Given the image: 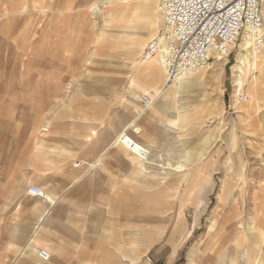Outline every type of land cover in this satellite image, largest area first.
I'll use <instances>...</instances> for the list:
<instances>
[{"label":"rangeland","instance_id":"obj_1","mask_svg":"<svg viewBox=\"0 0 264 264\" xmlns=\"http://www.w3.org/2000/svg\"><path fill=\"white\" fill-rule=\"evenodd\" d=\"M156 1L0 0V135L12 130V141L21 136L17 124L7 127L17 103L1 92L17 79L40 77L39 61L47 63L44 77L96 83L107 98L110 92L113 143L117 156L127 158L125 228L107 232L113 252L118 233L127 264H190V255L193 264H246L243 251L237 260L236 239L246 234L250 264H264V42L235 41L228 56L211 60L198 77L167 81L161 72L147 79L142 53L162 25ZM7 12L13 27L5 22ZM165 84L171 87L159 92ZM147 91L151 103L144 107L138 97ZM162 100L172 108L166 111ZM61 105L63 111L73 107L66 98ZM127 125L124 132L147 145L160 166L143 171L118 143ZM136 127L141 131L134 134ZM6 244L0 253L8 252ZM39 249L47 250L34 247L37 256ZM3 254L0 264H8Z\"/></svg>","mask_w":264,"mask_h":264},{"label":"crops","instance_id":"obj_2","mask_svg":"<svg viewBox=\"0 0 264 264\" xmlns=\"http://www.w3.org/2000/svg\"><path fill=\"white\" fill-rule=\"evenodd\" d=\"M124 9L129 11L128 5ZM4 16L8 25L15 26L10 12ZM120 27L126 34L127 25ZM4 61L0 57V69L5 68ZM141 63L145 64L141 69L147 79L163 72L155 59ZM37 66L40 77L17 79L13 88L1 92L8 101L17 103V112L9 117L14 122L7 121V127L17 124L21 136L12 141V130L0 135V230L6 231L0 235V245L7 243L8 248L6 254L0 253V261L3 254L8 264H127L121 236L116 234L113 252L112 237L107 233L125 228L128 195L127 158L117 156V143L112 139L110 92L107 98L106 91L97 88L96 83L44 77L42 70L47 63L41 60ZM69 84L74 88L68 92L65 86ZM80 85L87 88L81 89ZM170 87L167 84L159 92ZM65 98L73 103L69 111H63L61 105ZM81 101L85 103L80 105ZM162 105L166 111L172 108L165 100ZM148 159L139 163L143 171L151 165L160 166ZM182 166L176 168L181 170ZM31 186L41 189L49 200L30 195L27 189ZM236 239L241 247L237 260L243 251L245 263L250 264L253 254L244 248L250 238L242 234ZM14 246L31 251L17 253ZM36 246L45 247L50 258L40 259L34 252Z\"/></svg>","mask_w":264,"mask_h":264},{"label":"built area","instance_id":"obj_3","mask_svg":"<svg viewBox=\"0 0 264 264\" xmlns=\"http://www.w3.org/2000/svg\"><path fill=\"white\" fill-rule=\"evenodd\" d=\"M263 5L264 0H157L161 30L148 43L142 57H156L167 81H173L204 69L213 59L228 56L235 41L249 40L250 45L261 46ZM148 93L138 97L144 107L151 102ZM132 132L138 133L136 128ZM117 140L138 161L149 158L150 149L132 133L123 132ZM27 192L41 201L48 200L38 187L31 186ZM37 253L44 261L50 258L45 249Z\"/></svg>","mask_w":264,"mask_h":264},{"label":"bare ground","instance_id":"obj_4","mask_svg":"<svg viewBox=\"0 0 264 264\" xmlns=\"http://www.w3.org/2000/svg\"><path fill=\"white\" fill-rule=\"evenodd\" d=\"M264 5H263V7H262V16H263V25H264ZM264 29V28H263ZM263 29H261V30H259V34L260 35H262L263 33H262V30ZM243 43H246V44H249L250 45V41L248 40V41H246V42H243ZM241 54H243V53H241ZM256 56V55H255ZM150 59H155L156 61H157V63H158V65H159V67L161 68V66H160V64H159V60L156 58V57H152V58H150ZM145 60V59H144ZM147 60H149V59H147ZM234 68H237V69H241L240 68V66H238V65H236ZM161 70H162V68H161ZM163 71V70H162ZM241 82H240V80L238 81L237 80V84H240ZM241 85V84H240ZM150 103V101L149 102H147V104H149ZM136 131L137 132H139V128L138 127H136ZM123 133V132H122ZM122 133H120L119 135H118V137L122 134ZM117 137V138H118Z\"/></svg>","mask_w":264,"mask_h":264}]
</instances>
